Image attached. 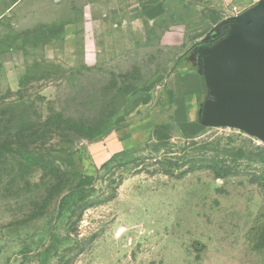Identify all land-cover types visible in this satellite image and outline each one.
<instances>
[{
  "label": "rangeland",
  "instance_id": "rangeland-1",
  "mask_svg": "<svg viewBox=\"0 0 264 264\" xmlns=\"http://www.w3.org/2000/svg\"><path fill=\"white\" fill-rule=\"evenodd\" d=\"M95 1L22 0L0 18V264H264V141L215 124L184 136L172 122L164 82L191 13L124 29L108 13L84 28L79 5ZM12 4L0 0V16ZM145 116L161 140L96 159ZM218 154L229 176L194 163Z\"/></svg>",
  "mask_w": 264,
  "mask_h": 264
},
{
  "label": "crops",
  "instance_id": "crops-1",
  "mask_svg": "<svg viewBox=\"0 0 264 264\" xmlns=\"http://www.w3.org/2000/svg\"><path fill=\"white\" fill-rule=\"evenodd\" d=\"M259 1L261 0H155L137 1L138 5L132 7L136 0H131V5L124 8L120 0H111L110 6L106 0H96L88 5L80 4L79 11L80 22L84 21V28L87 27L88 16L95 17V21L103 22L109 20L106 19L108 13H114L115 20L110 21L116 29H124L135 22L142 26L144 24L154 26L173 11L191 13L184 26L180 23L176 26V29L182 30L185 34L189 46L180 54L164 85L172 103V122L182 135L194 136L200 134L206 126L203 120L204 109L213 96L211 83L204 73V58L198 53V49L202 45H213L222 39L223 37L215 41L214 35L218 27L226 23L228 32L229 23ZM21 2L22 0H13L12 6L4 10L0 18H3L7 11H17ZM3 8L1 5L2 10ZM207 38H211L209 42L201 43ZM54 42L55 40L50 43ZM129 103V106L147 103L146 95H138ZM154 124V118L145 116L138 121H129L117 126L98 147L96 159L101 158L103 163L115 154L149 140Z\"/></svg>",
  "mask_w": 264,
  "mask_h": 264
},
{
  "label": "water",
  "instance_id": "water-1",
  "mask_svg": "<svg viewBox=\"0 0 264 264\" xmlns=\"http://www.w3.org/2000/svg\"><path fill=\"white\" fill-rule=\"evenodd\" d=\"M213 96L204 123L237 127L264 141V0L228 26L226 36L202 45Z\"/></svg>",
  "mask_w": 264,
  "mask_h": 264
},
{
  "label": "trees",
  "instance_id": "trees-1",
  "mask_svg": "<svg viewBox=\"0 0 264 264\" xmlns=\"http://www.w3.org/2000/svg\"><path fill=\"white\" fill-rule=\"evenodd\" d=\"M227 31H226V23H223L221 24L219 27H218V31L217 33L214 35V38H215V41L218 40L219 38H222L226 35ZM211 38H207L203 41H201V43H206V42H209ZM200 44V43H198ZM196 46V45H195ZM159 126H156L153 130V137H156L157 139L161 140V138L159 137V135L157 134V129H158ZM127 151V150H125ZM125 151H122V152H119L117 154H115L106 164V166H109L111 164H114L118 157H121L122 154L125 153ZM204 151V150H203ZM201 151V152H203ZM221 152V151H220ZM219 153V151H218ZM221 154V153H220ZM218 154L216 156V158H214L212 161L209 160V158H206L204 157L203 159L201 160H195L194 163H199L200 167H197V168H209L212 170V172L217 176V177H226V176H229L234 168L229 166L227 164V161L223 159L222 155ZM201 155V154H200ZM204 162H212L211 164L208 165H204ZM264 240V239H263Z\"/></svg>",
  "mask_w": 264,
  "mask_h": 264
},
{
  "label": "built area",
  "instance_id": "built-area-1",
  "mask_svg": "<svg viewBox=\"0 0 264 264\" xmlns=\"http://www.w3.org/2000/svg\"><path fill=\"white\" fill-rule=\"evenodd\" d=\"M237 8L235 7L234 10H236Z\"/></svg>",
  "mask_w": 264,
  "mask_h": 264
}]
</instances>
